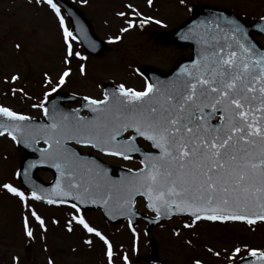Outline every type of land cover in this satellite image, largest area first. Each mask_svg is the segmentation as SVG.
<instances>
[{
  "label": "snow or ice",
  "instance_id": "6c2138e0",
  "mask_svg": "<svg viewBox=\"0 0 264 264\" xmlns=\"http://www.w3.org/2000/svg\"><path fill=\"white\" fill-rule=\"evenodd\" d=\"M31 2L46 5L55 14L63 31L66 57L73 56L69 41L76 37L65 27L55 0ZM132 11L140 16L135 8ZM118 15L123 17L125 13ZM149 19L141 17V26ZM125 23L128 28H122V32L134 26L129 20ZM200 28H204L203 33L199 32ZM260 31L264 32V28ZM190 36H199L203 47L191 66L182 69L175 80L160 86L146 83L143 91L121 84L111 92L106 90L103 99L85 96L84 107L92 113L89 119L75 113L71 119L55 111L49 114L41 102L33 107L42 108L51 123L34 128L30 123L25 124L29 117L0 107V117L7 121L0 123V136L7 134L28 147L38 142L42 134L49 147L40 150L41 161H50L65 177L63 183L57 179L51 190L33 187L30 197L9 183L0 184V188L22 204L30 198L72 209L76 215H71V221L106 246L109 264H112L111 244L78 215L82 212L80 204L101 202V207L107 209L114 201V211L131 216L133 198L139 195L146 199L147 207L157 218L162 214H187L191 220L184 228H191L198 221L247 225L264 221V49L249 40L241 23L226 17L201 21L182 38ZM75 55L84 59L79 53ZM69 63L68 58L63 60V64ZM84 71L81 66V74ZM69 75L70 70H63L51 92L64 85ZM17 79V76L11 77L12 81ZM45 83H51L47 76ZM51 92H45V98ZM129 131L132 135L126 140L118 139ZM137 137L147 141L156 154L143 153L140 161L143 167L118 185L106 184L104 169L98 165V170L85 167L77 154L65 147L66 141L74 140L106 156L128 160L130 153L141 151L136 144ZM34 166L35 163H30L28 168ZM31 214L44 229V220L35 211ZM72 230L68 228L69 232ZM24 234L30 239L33 236L27 218ZM84 243L91 244V241L86 239ZM240 251L236 248L233 256ZM248 255L264 264V252L253 249ZM48 264L54 262L49 260ZM124 264H129L126 256ZM239 264H244L243 258Z\"/></svg>",
  "mask_w": 264,
  "mask_h": 264
},
{
  "label": "rangeland",
  "instance_id": "374dc122",
  "mask_svg": "<svg viewBox=\"0 0 264 264\" xmlns=\"http://www.w3.org/2000/svg\"><path fill=\"white\" fill-rule=\"evenodd\" d=\"M72 1L92 20L99 37L107 42H113V50L106 53L103 58L91 59L85 55L75 39H71L69 42L72 44L74 54L66 57L63 31L57 23L58 19L56 20L42 4L37 5L31 0H0V107H6L29 118H42V108L33 105H39L49 97L45 98V92H51L52 86L59 79V74L65 69L70 70V75L66 77L65 84L57 90L92 99H102V88L106 83L142 88L133 64V61L140 56L142 61L139 64L150 62L163 70L170 69L167 64L171 67L170 61L173 55L169 51L155 52L157 45L152 39L149 40L148 36H143L137 24L124 31V35L121 34V29L127 28L126 20L118 15L123 12L124 3H133L135 9L140 7L147 14L152 10L155 11L152 4L145 2L146 0ZM176 1L157 0L163 10L165 4L169 6ZM212 1H219V4L223 5L226 2H234V0ZM236 1L242 6H253L256 8L255 12H260L258 15L264 13V0ZM192 2L197 0H188L187 5L190 7ZM134 14L126 15L124 18L136 23H141V19H135L148 18L145 13L141 14V17ZM179 20V15H173L169 17L168 23L173 25ZM148 25L150 23L146 26V32L149 30ZM117 36L121 41L115 39ZM17 45L19 48L16 47ZM75 53H79L84 59H79ZM65 58L70 61L68 65L63 64ZM81 66L84 67V74L80 72ZM12 76H17L18 79L12 81ZM46 76L51 83H45ZM13 89L16 91L13 92ZM83 151L91 152L88 149ZM22 156L23 153L17 149L11 139L0 137V184L9 183L22 191L23 188L17 179ZM102 159L111 165L126 169L134 170L140 166L133 159L124 160L115 157H102ZM42 176L47 180L52 177L44 172ZM25 193L30 197L27 191ZM46 207L30 198L22 204L18 198L0 188V264H48L49 260L54 264H107L104 256L106 246L96 241L97 237L83 231L71 221V215H76L72 209L58 207L66 209L60 211ZM137 209L147 212L144 201L137 202ZM32 211L44 220V229H41L32 217ZM80 215L110 239L114 258L119 261L116 264L124 263L121 256H126L129 264H143L135 261V252H133L135 243L132 239H143L140 250L142 255L149 251L144 241L150 238L158 239L159 260L165 264H194L196 260L205 264L204 260L213 257L214 250L215 252L218 250L221 255L229 254L227 249L219 247L220 242L224 241L232 245L231 249L235 245L240 247L245 245L248 248L244 246L246 251L249 249L264 251V221H258L254 225L206 221L207 223H197L191 228H184L183 225L190 223L189 221L174 219L146 235L143 224L132 230L125 222H123L125 225L116 227L108 225L98 211H87ZM25 218L33 233L31 239L24 234ZM63 219L69 220L67 222L70 223L63 222ZM69 227L73 229L71 232L68 231ZM86 239L90 240L91 244H85ZM206 245H208L207 249H205ZM233 252L230 261L235 257ZM214 264L220 263L214 260Z\"/></svg>",
  "mask_w": 264,
  "mask_h": 264
},
{
  "label": "water",
  "instance_id": "95a60500",
  "mask_svg": "<svg viewBox=\"0 0 264 264\" xmlns=\"http://www.w3.org/2000/svg\"><path fill=\"white\" fill-rule=\"evenodd\" d=\"M56 2L65 9L67 16L71 20L73 32L76 35L78 41L82 44L84 50L91 55H100L101 56L105 50V44L102 41H100L98 39V37L96 36L91 21H89L86 18V16L84 15V13L82 11H80L75 5L68 2L67 0H56ZM204 11L205 10L199 11V13H202ZM244 28H247L250 32L255 31V32H258V34H262L264 36V32L260 31L261 28H264V21L253 24L251 26H245ZM181 37H182V32L177 31V32L170 34V35H164L162 37V41L166 42V43H173V44L174 43H180L181 41H179V40ZM199 39H200L199 36H190L189 37L190 42H192V45L194 46V50H195L194 58L195 59L197 58L198 53L201 51V48L203 47V44L199 42ZM254 44L256 45V43H254ZM184 68H187V67H184V65L178 66L172 73L169 74V76L167 77V80L166 79H159L157 82H168L169 83V82L175 80L177 78V76L181 73V70ZM144 73L148 77L154 75V76H160V78H164V75L155 69H146V70H144ZM115 88L116 87H114V86L106 85L105 91L107 90V91L111 92ZM73 101H75V99H73L70 96H67L64 94H55L52 96V98L50 100L45 102L44 105L48 109L49 114H52L55 111L56 113L67 114L69 116V118L71 119L73 117L74 113L76 115L80 116L81 111L87 110V108L84 107L86 102H83L82 107L76 111H69V110H66L63 108L64 103L73 102ZM90 114L92 116V113H90ZM91 116L89 118H91ZM44 118H45L44 120H29V121H26L25 124L30 123L35 128V126H37V125H47V124L51 123V121L45 116V114H44ZM89 118H85V119H89ZM0 123H7V121L4 117H0ZM37 131H39V130H37ZM39 141L44 142V136L42 134L39 136L38 142ZM38 142H36L34 144H30V146H28V147H25L24 142H17L19 148L27 151V155L24 157V159H22V167H21L20 172H19V178H20L21 183L26 188H28L31 192L33 190V187H35L37 189L51 190L52 187L56 184V181H54L50 185H45L42 182H40L36 178V175H35L36 170L39 168H46V169H50L52 171H55L57 179H60L62 183L64 182V179H65V177L62 173L57 172L56 168L51 166L50 161H47V160L41 161L40 151H38L36 149V144ZM48 147L49 146L47 145V149H48ZM143 153H145V152L141 150L140 152H133V153H130L129 155L138 154L140 159H142ZM32 154H38L39 158L37 160H33V159L30 160ZM77 156L80 157L79 154H77ZM82 159H84L83 164L86 161H88V167H91L95 170H98L97 169V165H98L100 169H104L105 172L103 174V179H104V182L108 185H112V184L118 185L122 181L129 178L132 173H134V172H122L121 170H117L115 168L105 166L98 160L97 161L92 160L91 156L82 157L81 159H79V162H81ZM93 161H95V164L92 163ZM30 163H35V166L28 168V165ZM25 169H27V176H25ZM113 174H115L116 176H114ZM113 195L115 196L116 193L113 192ZM139 197H142V196L137 195L133 198V206H134L135 200ZM142 198H144V197H142ZM69 202L75 203V201H69ZM79 206L81 207V209L87 210L89 208H96L97 206L101 207V202H98L95 204L89 202L87 204H80ZM133 206H132V212L134 214L131 216H129L127 214H121L118 211H114L113 210L115 208L114 201L110 202V204L107 206V209L105 207H102V208L104 211V216L107 219H109V221L115 222V221H118L121 219L129 218L131 223L134 224L135 223V217H138L140 219L145 220V222L148 224L149 230H151L154 226L158 225L162 221L168 220V219L172 218L173 216H179V217L188 216L187 214L181 215V214L173 213L171 216H165L162 214L159 218L146 219V218H143L141 215L136 214L133 210ZM106 210H107L108 214H105ZM149 211L154 212L150 209H149ZM152 258L153 259H151V260H154L155 257H152ZM244 264H260V262L256 259V257H249V259L244 261Z\"/></svg>",
  "mask_w": 264,
  "mask_h": 264
},
{
  "label": "flooded vegetation",
  "instance_id": "af4514ba",
  "mask_svg": "<svg viewBox=\"0 0 264 264\" xmlns=\"http://www.w3.org/2000/svg\"><path fill=\"white\" fill-rule=\"evenodd\" d=\"M244 2V0H242ZM188 0H177L176 2H172L169 6H167L165 4V11H164V16H165V22L162 23L161 27L159 29H153L152 33H160V32H165V31H170L173 30L175 28H177L179 25L183 24L184 22H186L189 17L192 14L191 10H194L196 7L199 6H213V7H219V8H224L230 11H236L238 12V14L241 15L242 19L249 22L255 19H259L258 14H260V12H255L256 8H254L253 6H242L240 5L239 1L234 0V2H226L224 5L223 4H219V1H210L207 2L206 0H197V2H192V5L189 7V5H187ZM155 7H154V12L153 15H161L160 12H163L162 7L160 5H158V3H154ZM238 7V8H237ZM188 8V10L186 9ZM241 10H240V9ZM158 9V10H157ZM172 9H174V11H172ZM190 10V11H189ZM173 15H179V21L176 24H169L168 23V19L169 17H173ZM154 43L157 45V48L154 50L155 52L161 50V51H169L173 57L171 62V67L167 64L168 68H172L174 67L181 59L184 58H189L190 56V48L189 47H185V46H168L166 44H161L159 43L156 38L154 37ZM141 57V56H140ZM140 57H138L137 59H135L133 61V64L136 67H145V66H155L158 67V65H153L152 63H145V64H139L142 60H140ZM168 71V70H165ZM140 82L142 83V88H134L136 90L134 91H143L145 84L147 83L146 79L144 77H139ZM148 239H146V241H144V245H146V247H148ZM159 242V240H158ZM141 242L139 243V248H140ZM143 246V239H142V245L141 248ZM159 247V254H160V246ZM150 251V250H149ZM148 252H145L143 255H139L138 258H141L142 256L147 255ZM139 263H143V264H147L145 261L140 260ZM157 264H165V262H161L159 261Z\"/></svg>",
  "mask_w": 264,
  "mask_h": 264
}]
</instances>
